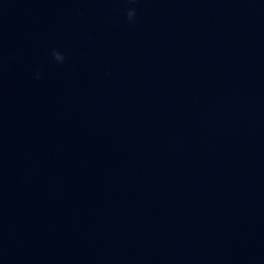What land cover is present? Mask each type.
Instances as JSON below:
<instances>
[{
	"label": "water",
	"instance_id": "1",
	"mask_svg": "<svg viewBox=\"0 0 264 264\" xmlns=\"http://www.w3.org/2000/svg\"><path fill=\"white\" fill-rule=\"evenodd\" d=\"M0 264H264V0H0Z\"/></svg>",
	"mask_w": 264,
	"mask_h": 264
},
{
	"label": "clouds",
	"instance_id": "2",
	"mask_svg": "<svg viewBox=\"0 0 264 264\" xmlns=\"http://www.w3.org/2000/svg\"><path fill=\"white\" fill-rule=\"evenodd\" d=\"M130 2L134 3L135 0H130ZM135 15H136V9L135 8L127 9L126 16H127V19L129 20V22L133 21ZM52 56L54 57V59L57 62H60V63H63L65 60V56L61 52H59L55 49L52 50ZM37 78H39V74H37Z\"/></svg>",
	"mask_w": 264,
	"mask_h": 264
}]
</instances>
